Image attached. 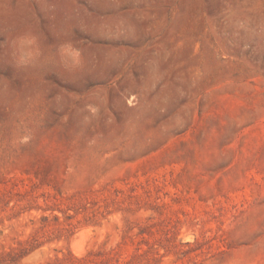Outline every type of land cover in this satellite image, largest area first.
Wrapping results in <instances>:
<instances>
[{"label": "rangeland", "instance_id": "obj_1", "mask_svg": "<svg viewBox=\"0 0 264 264\" xmlns=\"http://www.w3.org/2000/svg\"><path fill=\"white\" fill-rule=\"evenodd\" d=\"M0 264H264V0H0Z\"/></svg>", "mask_w": 264, "mask_h": 264}, {"label": "bare ground", "instance_id": "obj_2", "mask_svg": "<svg viewBox=\"0 0 264 264\" xmlns=\"http://www.w3.org/2000/svg\"><path fill=\"white\" fill-rule=\"evenodd\" d=\"M77 233V232H76ZM85 239V238H84ZM79 243V242H78ZM75 244V243H74ZM75 245H77V244H75Z\"/></svg>", "mask_w": 264, "mask_h": 264}]
</instances>
